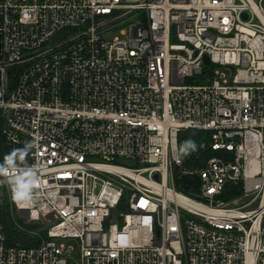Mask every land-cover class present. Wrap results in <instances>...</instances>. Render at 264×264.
Here are the masks:
<instances>
[{"label": "built area", "instance_id": "built-area-1", "mask_svg": "<svg viewBox=\"0 0 264 264\" xmlns=\"http://www.w3.org/2000/svg\"><path fill=\"white\" fill-rule=\"evenodd\" d=\"M0 118L46 169L0 264H264V0H0Z\"/></svg>", "mask_w": 264, "mask_h": 264}, {"label": "clouds", "instance_id": "clouds-1", "mask_svg": "<svg viewBox=\"0 0 264 264\" xmlns=\"http://www.w3.org/2000/svg\"><path fill=\"white\" fill-rule=\"evenodd\" d=\"M37 148V142L32 141L21 148H14L0 160V178L6 179L11 199L17 205L30 207L35 202L37 189L41 185V175L46 169L40 163H29L28 157ZM196 142L187 139L179 147L180 155H189L196 151Z\"/></svg>", "mask_w": 264, "mask_h": 264}, {"label": "trees", "instance_id": "trees-1", "mask_svg": "<svg viewBox=\"0 0 264 264\" xmlns=\"http://www.w3.org/2000/svg\"><path fill=\"white\" fill-rule=\"evenodd\" d=\"M2 125V119L0 118V160L3 159L7 151V145L2 134ZM206 138L207 134L205 132L194 129H187L178 134L180 145L187 139L194 140L197 145L196 151L186 156L181 155L183 163L188 164L191 162V158L201 151L199 145ZM204 154L206 156L210 152L206 150ZM175 185L179 189L183 188L180 179H176ZM0 221L3 226V233L7 245L24 247L37 246L43 239H46L45 230L41 229L38 224L26 223L12 201L2 192L0 193Z\"/></svg>", "mask_w": 264, "mask_h": 264}, {"label": "rangeland", "instance_id": "rangeland-1", "mask_svg": "<svg viewBox=\"0 0 264 264\" xmlns=\"http://www.w3.org/2000/svg\"><path fill=\"white\" fill-rule=\"evenodd\" d=\"M119 33L118 31L115 32H110L108 34L105 35L106 38H112L114 36H118ZM4 193L3 190L0 189V193ZM57 242L60 241V239H56ZM66 241V243L72 244L74 247H76V242L74 240H64ZM77 250L75 249L68 257H67V264H77Z\"/></svg>", "mask_w": 264, "mask_h": 264}, {"label": "water", "instance_id": "water-1", "mask_svg": "<svg viewBox=\"0 0 264 264\" xmlns=\"http://www.w3.org/2000/svg\"><path fill=\"white\" fill-rule=\"evenodd\" d=\"M182 180L185 183L192 184L194 187H198L199 186V179H198V177H194L193 179H188L187 177H183Z\"/></svg>", "mask_w": 264, "mask_h": 264}]
</instances>
